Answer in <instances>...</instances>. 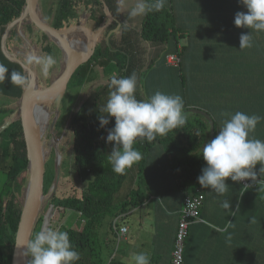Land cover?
<instances>
[{"label": "crops", "instance_id": "crops-1", "mask_svg": "<svg viewBox=\"0 0 264 264\" xmlns=\"http://www.w3.org/2000/svg\"><path fill=\"white\" fill-rule=\"evenodd\" d=\"M53 2L41 5L42 10L45 8L49 11ZM134 4L135 0H126L125 10L118 11V15L121 23L127 27L125 40L129 50L131 47L137 71L151 70L153 83L154 78L168 76L160 67H169L167 72L181 76L177 66H169L165 63V55L157 54L158 47L141 37L145 14L129 17L127 9ZM165 6L172 12L175 26L180 30L177 33V47L182 53L183 75L191 72L193 91H205L208 96L207 109L202 108L207 111L208 141L218 134L222 121L230 118L222 116V113L242 111L264 117V32L253 33V46L241 50L240 36L251 30L234 25L235 14L247 9L238 0H166ZM113 16L106 14L107 19L94 28L96 20L83 15L81 24L96 31L98 41L114 38L121 43L120 30L107 32ZM102 18L99 16V19ZM181 38L185 39V43H182ZM1 48L7 54L3 43ZM152 59L155 63L150 66ZM110 68L112 65L103 58L93 65L85 64L82 75L78 77L81 85L78 96L86 90L81 96L86 98L97 90H89L91 82L99 81L100 86L107 83L105 75ZM83 72H87L89 77L86 81H83L86 79ZM202 76H207V86L200 84L199 80H204ZM182 87L181 81L180 89L184 92ZM198 111L200 114L206 112ZM252 135L264 140V119ZM259 168L258 164L256 176L264 179V172H259ZM143 174L146 185L141 181L143 177L140 178L139 166L134 164L129 168L127 178L130 187L117 200L122 201L131 191L136 193L135 200L144 198L138 206L129 203L126 207L127 216L123 222L128 225V231L124 238L118 242L110 232L120 245L117 252L111 251L112 257L129 264L131 253L147 252L150 254V264H172L184 192L200 189L205 193V202L201 220L188 227L184 264H264V193L256 192L257 189H244L240 182H233L230 178L226 181L228 191L223 196H218L210 188L197 185L198 179L193 183L181 184L164 147H150L147 150ZM143 186L147 187L146 190ZM138 190L142 194L139 197ZM226 198L230 200L232 211L221 207V201ZM128 199L131 200V196Z\"/></svg>", "mask_w": 264, "mask_h": 264}, {"label": "trees", "instance_id": "trees-1", "mask_svg": "<svg viewBox=\"0 0 264 264\" xmlns=\"http://www.w3.org/2000/svg\"><path fill=\"white\" fill-rule=\"evenodd\" d=\"M49 1H54L49 11L43 8L41 12H43V17L56 29H67L80 25L83 15H89V19L94 18L96 20L94 28H97L107 19L106 14L108 13L105 11L107 9L110 15L115 17V20L112 17L113 22L110 23L107 32L120 30L121 43L114 38L109 40L104 38L100 41L97 39L96 48L90 59L82 63L71 77L68 88L62 96L58 110L60 112L59 117L55 122V130H61L66 121L68 122L67 126L73 132L75 173L83 182L88 181L87 185L80 190L81 195L76 194L77 192L74 190L72 193L59 196L58 189L53 191L56 168L54 157L50 155L44 161L41 198L43 200L46 195H52L49 202L58 207V210L54 212L53 220L60 217L61 221L67 214L76 211L78 212V219L84 223L83 225L81 223L82 226L80 228H75L65 223L59 228L60 231H66L69 234L73 248L81 254V258L76 264H128L112 257V253L107 256V253L103 254L101 250L96 249L99 226L103 224L107 216L109 215L107 219V224H109L108 232L112 231L111 233L116 236L112 229L113 217L127 212L125 209L129 203L133 206H138L144 199H140L138 195L142 194L138 190L137 196L139 198L137 200H135L136 193L131 191L125 199L117 202L116 195L122 188L129 169L123 175L112 171L104 136L108 133V129L114 126V118H111L109 124L103 128L99 126L98 119L100 115H104L100 111L102 108L99 103L106 97L102 96L104 94L107 95L109 92L107 86L109 76L115 73L118 77H126L133 72L138 76L136 61L132 59V51H130L131 47L129 50L125 40L128 30L120 21L117 0H41V5L45 6ZM25 9L26 0H0V58L2 59L0 63L9 68V73L12 70L23 72L29 77V86H32V81H35L33 86L42 89L44 83L50 84V79L48 75L45 76L41 73L38 66L27 63V56L30 52L25 47L22 37L18 33V26H23L29 43L31 42L30 45L36 46V50L42 51L45 56L51 55L56 58L59 55V46L50 40L35 24L23 22L9 30L4 40L7 54L1 48L8 25L20 17ZM99 16H103V18L99 19ZM179 31V28L175 26L172 12L165 6L161 11L148 12L144 15L140 35L144 40L158 47L159 51L157 54L162 55L163 53L165 55L166 64V56L168 54L176 53L180 56L181 61L177 67L181 72L182 89L185 91L186 82L181 67L182 53L177 47L179 39L177 33ZM81 40L83 42V39ZM83 43L85 44V42ZM116 53H119V55H116ZM10 56L19 59L21 62L12 60ZM101 58L107 60L109 65H112V68L106 71L107 83L100 86L98 90L88 94L86 98L80 96V103L77 104V109L69 106V90L71 87L77 86V82L74 79H77L79 74L82 75V67L85 63L93 65ZM154 63L155 60L152 59L150 66ZM25 66L31 68L33 76H30ZM83 76L86 78L83 81L89 79L87 72H83ZM29 86L24 88L17 87L11 85L7 79L0 83V171L7 176L5 184L0 188V264H12L14 249L13 251L11 249L16 244V237L24 209L23 203L19 199V194L22 192V188L28 185L31 178L28 168L29 158L24 125L20 112L22 97ZM135 94L137 99H145L141 94L140 84L137 85ZM82 99L83 101H81ZM39 111L40 107H37L34 112V122ZM201 117H194L192 118L193 120L187 118L183 126L168 132L166 135L157 136L156 140L152 142H148L146 139H138L133 147L142 155V158L136 162L140 169V178L143 176L147 150L154 144L159 143L170 153L171 167L178 179H180L181 184L184 182H196L195 180L206 163L202 155H200V150L204 144L209 142L207 119ZM8 122L9 125L2 130L3 126ZM242 188H244L243 185ZM246 189H257L255 190L256 192L264 193L260 188L250 187ZM186 194L187 192L185 191L184 196ZM130 196L131 200L128 199ZM42 222L43 216L41 214L34 228V235ZM54 228L56 229V226Z\"/></svg>", "mask_w": 264, "mask_h": 264}, {"label": "clouds", "instance_id": "clouds-1", "mask_svg": "<svg viewBox=\"0 0 264 264\" xmlns=\"http://www.w3.org/2000/svg\"><path fill=\"white\" fill-rule=\"evenodd\" d=\"M117 3V10L124 11L126 0H117ZM238 3L247 11L235 14L234 25L251 30L240 36L239 49L243 50L253 46V33L264 32V0H238ZM165 4L166 0H135L134 6L127 9L128 16L134 18L148 12H158ZM27 63L35 64L47 76L56 60L51 55L40 56L30 52ZM6 79L17 87L30 85L29 77L23 72L12 70L9 73V68L0 63V83ZM137 85L135 72L126 77H118L115 73L110 75L108 99L100 110L104 115L98 117L102 128L114 118V126L108 129L106 141L114 142L108 160L112 171L120 175L142 158L141 153L133 147L138 139L152 142L157 136L180 128L187 120L184 100L179 94L157 90L146 99H137ZM221 115L230 118L222 121L218 134L200 150L206 163L202 174L197 177L202 188H210L218 196L228 191L226 181L229 178L233 182L253 179L257 175L255 169L258 164L259 172H264V140L252 135L264 117L242 111ZM221 207L231 210L230 200L226 198L221 201ZM24 245L25 255L31 257L28 264H76L81 258V254L73 248L69 234L55 228H41ZM129 264H150V254L131 253Z\"/></svg>", "mask_w": 264, "mask_h": 264}, {"label": "rangeland", "instance_id": "rangeland-1", "mask_svg": "<svg viewBox=\"0 0 264 264\" xmlns=\"http://www.w3.org/2000/svg\"><path fill=\"white\" fill-rule=\"evenodd\" d=\"M40 10L42 11L41 0H40ZM41 13H43V12H41ZM18 33L22 37V41L25 44V47L28 48L29 52L35 53V54L40 55V56H45V54L42 53V51H40V50L38 51V50H36L37 48L35 46L30 45L29 40L25 34L23 26H18ZM181 41H182V43H185L184 38H181ZM63 55H64L63 51L60 49L59 55L55 58L56 64L54 65V67L51 69V71L48 74V77L50 79V83L55 79L56 75L58 74V72L60 70L61 65L63 64V61H64ZM162 55H164V54H162ZM158 63H159V60L156 61V64H158ZM85 64H87V63H85ZM85 64H84V66H85ZM167 68H169V67H160V70L163 73H167L168 76L166 78H164L161 75L160 77L154 78L153 79L154 83L152 81V77H150L151 70L146 71V72H144V71L138 72V76H137L138 77V84H140V90H141L142 96L146 99L147 97L154 94V92L157 90L164 92L166 94H179L184 100V105H185L184 111L187 114V118H190L191 120H193L192 118H194V117H201L202 116L201 118L207 119V114H206L207 111L202 109V108L207 109L206 107L208 106L207 93L205 91H201V92L200 91H197V92L193 91V89H192L193 77H192L191 72H190V74L185 75L186 76L185 80H187L186 81V90H185L186 92L185 91L181 92V89H180L181 76H178L177 74L174 75L170 72H167L168 71ZM154 70H158V69H154ZM31 76H33V75L31 74ZM202 78L204 80H199L201 82L200 84L202 86H207V84H208L207 76H202ZM74 81L77 82V86L71 87V89L69 90V95H68L69 100H70L69 106L75 107V109H77L78 108L77 104L80 103V96H78V93L81 90V88H80L81 85L79 84L80 78L79 79L75 78ZM32 83L34 84L35 81H32ZM99 83H100L99 81L91 82L90 83L91 85L88 86L89 90H91V89H97L98 90L100 87ZM33 84L31 87L32 91H33V89H35ZM48 86L49 85L44 83L43 87H48ZM83 92H86V90L82 91L81 96L84 95ZM104 96H106V97L103 98L99 103L101 108H103V106L106 104V101L108 99V94L107 95L104 94L102 97H104ZM81 101H83V99ZM55 107H56V103L52 104V111H53L52 116L48 122V126L46 128V131L41 138V142H42V147H41L42 154H41V156H42L43 160H46V159H48V157L50 155H52L54 157V164L56 167V161H57L56 159H57V156L60 154L59 180L60 179L61 180H60V182L59 181L56 182V177H55V180L53 182V185L55 184L53 191H55V189L57 191V189H58V195L59 196H62L64 194H68V193H72L74 190L77 192L76 194L81 195L80 190L87 185L88 181L83 182L82 180H80L78 178L77 174L75 173L73 132L67 126L68 122L66 121V123L64 124V126L62 127L61 130H55V122L58 119L59 113H60V112L54 111ZM198 107H200V108H198ZM197 111L198 112L206 111V112L203 114H198ZM0 118H1V116H0ZM107 134L108 133H106V135L104 136V142H105V145L107 148V152H108V154H110L112 152L114 142H107L106 141ZM208 134H209V129H208ZM158 144L159 143H157V145L155 144L151 148H154V147L155 148H163L161 146V144H159V145ZM166 153L168 154L169 159H171L169 152L166 151ZM135 164L138 165L137 163H135ZM133 166H134V164H133ZM136 167H135V170H137ZM142 177H143V179L141 181H142L143 185H146L145 175L143 174ZM6 179H7L6 174L4 172L0 171V188L3 187V185L6 182ZM27 186H24L21 190L22 192L19 194V199L22 203H24V200L26 197V193H27V189H28ZM129 187H130V180L128 177L126 179V181L124 182L122 188L120 189V191L116 195V199L117 200L119 198L121 199L123 197V195L125 194V192L129 189ZM142 188L146 190L147 187L145 188V186H143ZM51 197H52V195L51 196L46 195V198L42 200L41 209H40V211L36 217V221H35L30 239L35 236L33 231H34V228L37 224L38 218L41 214L43 216V222H42L40 228L37 229L38 231L43 227V223L47 219H49L48 228H54V226H56V229H58V230H60L59 229L60 226H62L64 223L66 225L73 226L75 228L76 227L80 228L84 224L83 222L80 221V219H78V214H77L78 212H76V211H72L71 213L67 214L61 221H60V217L55 218L53 220L54 212L56 210H58V207H56L54 204H51L49 202V199ZM108 218H109V215L103 221V224L99 226V232L97 233V235H98L97 240L98 241H97L96 249L101 250L103 254L107 253V256H110L111 251L114 250L115 252H117L120 245H118V242L116 241L115 237L108 232V228H109V224H107ZM113 220H115L114 217H113ZM81 223H82V225H81ZM14 248H12L11 251H13ZM28 258H30V256H28ZM30 260H31V258H30ZM30 260L27 261V264Z\"/></svg>", "mask_w": 264, "mask_h": 264}, {"label": "water", "instance_id": "water-1", "mask_svg": "<svg viewBox=\"0 0 264 264\" xmlns=\"http://www.w3.org/2000/svg\"><path fill=\"white\" fill-rule=\"evenodd\" d=\"M107 13L110 16V13L108 11ZM23 22L35 24L48 36V38L55 42V44L59 46V48L63 51L64 61L57 76L49 84L48 87H43L42 89H39V87H37L32 91V86H29L22 97L20 112L21 120L24 125L25 140L29 158L28 168L30 170L31 178L28 182L27 194L23 203L24 209L20 227L16 237L12 264H27V261L30 260L31 257L28 258V256L25 255L26 245H24V243L30 239L36 217L41 209L42 204L41 196L45 160H43L41 156V138L43 135L39 134L36 131V123L34 122L35 109L37 107H46L48 109H51L52 104H54V102L56 101V111L59 110L62 96L68 88L71 77L82 63L90 59V56L96 48L97 42V32L89 30L81 24L67 29H56L52 27L45 20L41 13L39 0H26V9L22 12L20 17L13 20L6 29L2 42L4 49V40L9 30L13 26ZM70 35L78 37L80 36L81 39H83V42H85L84 52L80 53L77 52L76 49V51L74 50V46H72L68 42V37ZM10 58L12 60L21 62L19 59L13 58L11 56ZM26 69L31 76V68L27 66ZM8 125L9 122L3 126L2 130L5 129ZM56 160L57 161L55 168L57 182L59 181L60 173V155L57 156ZM44 223L42 228H44Z\"/></svg>", "mask_w": 264, "mask_h": 264}, {"label": "built area", "instance_id": "built-area-1", "mask_svg": "<svg viewBox=\"0 0 264 264\" xmlns=\"http://www.w3.org/2000/svg\"><path fill=\"white\" fill-rule=\"evenodd\" d=\"M181 59L176 53L168 54L166 56V62L171 66H178ZM244 189L248 187L260 188L264 192V179L248 178L239 181ZM205 202V193L203 190L197 189L194 192H189L185 195L183 206L181 208V219L179 223V229H177L176 235V248L172 260V264H184L183 247L188 235V226L190 223L201 220V210ZM117 221V217L115 218ZM128 230V226L120 228V232L116 233L119 238L125 235Z\"/></svg>", "mask_w": 264, "mask_h": 264}, {"label": "bare ground", "instance_id": "bare-ground-1", "mask_svg": "<svg viewBox=\"0 0 264 264\" xmlns=\"http://www.w3.org/2000/svg\"><path fill=\"white\" fill-rule=\"evenodd\" d=\"M46 20V19H45ZM47 21V20H46ZM48 22V21H47ZM49 23V22H48ZM50 24V23H49ZM51 25V24H50ZM50 39V38H49ZM51 40V39H50ZM68 42L74 46V50L76 49L77 52H84L85 51V47H84V43L82 42V40L80 39V37L78 36H69L68 37ZM31 43V42H30ZM55 43V42H54ZM75 50V51H76ZM64 57V56H63ZM57 76V75H56ZM55 103V102H54ZM55 112H58L56 111V107H55ZM52 107L51 109H48L46 107H41L40 108V111H39V114L36 118V131L39 133V134H44L45 131H46V128L48 126V122L52 116ZM60 155V154H59ZM45 163V162H44ZM255 178H258V179H263V178H260V177H255ZM250 188V187H248ZM27 194V193H26ZM185 198V196H184ZM183 202H184V199H183ZM51 213V212H50ZM127 216V212H123V213H120L118 214L117 216L114 217V219L117 217V221L115 220H112V229L114 230L115 234L120 232V228L123 227V226H128L127 224H125L123 222L124 218H126ZM180 219H181V211H180ZM180 219H179V223H180ZM191 224V223H190ZM189 224V225H190ZM48 225H49V219H47L44 223V229H47L48 228ZM189 227V226H188ZM178 229H179V224H178ZM128 231V230H127ZM127 233V232H126ZM125 233V235H126ZM124 235V236H125ZM177 235V233H176ZM176 235H175V245H174V251H173V256H174V252H175V248H176ZM117 236V241L119 242L122 238H124V236H122L121 238L118 237V235L116 234ZM185 247H186V241H185V245L183 247V258H184V252H185ZM173 256H172V260H173Z\"/></svg>", "mask_w": 264, "mask_h": 264}]
</instances>
